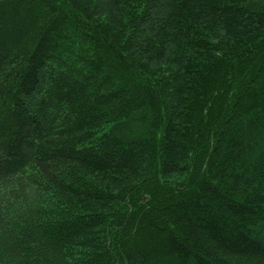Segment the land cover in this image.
I'll return each instance as SVG.
<instances>
[{
    "label": "trees",
    "instance_id": "16d2710c",
    "mask_svg": "<svg viewBox=\"0 0 264 264\" xmlns=\"http://www.w3.org/2000/svg\"><path fill=\"white\" fill-rule=\"evenodd\" d=\"M0 264H264V0H0Z\"/></svg>",
    "mask_w": 264,
    "mask_h": 264
}]
</instances>
